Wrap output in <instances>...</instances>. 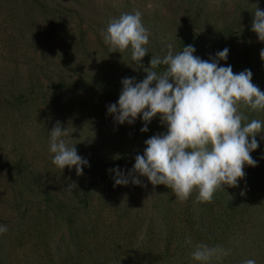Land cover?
<instances>
[{
  "label": "rangeland",
  "instance_id": "1",
  "mask_svg": "<svg viewBox=\"0 0 264 264\" xmlns=\"http://www.w3.org/2000/svg\"><path fill=\"white\" fill-rule=\"evenodd\" d=\"M39 3L42 7L32 0H0V225L7 226L0 235V264H91L97 261L92 247L106 239L135 250L133 259L164 238L162 226L185 223L195 208V193L181 204L171 189L153 186L146 177H139L143 186L115 185L110 170L127 174L135 156L143 154L144 141L166 127L157 116L142 133L139 117L131 125L117 124L107 112L119 98L122 79L139 82L146 73L130 51L109 53L101 30L111 18L139 10L151 33L144 68L153 55L163 57L168 44L174 52L192 45L204 60L227 48L219 66L231 65L234 73L250 70L252 83L264 92L259 55L264 42L251 31L255 4L264 10V0ZM249 118L264 120V112ZM57 121L70 131L69 146L75 144L88 161L80 176L75 167L60 172L51 162L49 131ZM256 140L259 146L250 155L257 165L244 167L237 187L225 186L232 217L210 224L209 240L200 237L231 249L210 264L247 259L264 264V133ZM71 182L78 187L69 192ZM221 208L211 206L210 215ZM133 262L147 264L144 258Z\"/></svg>",
  "mask_w": 264,
  "mask_h": 264
},
{
  "label": "clouds",
  "instance_id": "2",
  "mask_svg": "<svg viewBox=\"0 0 264 264\" xmlns=\"http://www.w3.org/2000/svg\"><path fill=\"white\" fill-rule=\"evenodd\" d=\"M252 16L251 31L264 42V10L255 4ZM100 35L109 53L130 51L131 60L146 73L139 82L135 77L122 79L119 98L107 112L117 124L131 125L139 117L142 133L157 116L166 127L165 133L144 141L143 154L135 156L127 174L118 168L110 170L115 173V185L143 186L139 177H146L153 186L171 189L181 204L194 193V204L211 203L225 186L237 187L245 176L244 167L257 165L250 154L259 146L257 134L264 133V120L249 118L250 113L264 112V92L252 83V72L234 73L231 65L219 66V61L227 59V48L217 52L215 59L204 60L194 55L192 45L174 52L171 44L163 57L153 55L144 68L141 60L149 53L151 33L139 10L111 18ZM259 55L264 60V49ZM161 66L163 71H157ZM69 136V129L59 121L51 128V162L60 172L66 166L75 167L80 176L88 161L78 154L75 144L69 146ZM77 187L71 182L66 190ZM6 232L7 226L0 225V235ZM185 244L193 248L190 258L199 264L220 261L231 252L221 245L193 244L191 237ZM243 264L256 261L247 259Z\"/></svg>",
  "mask_w": 264,
  "mask_h": 264
},
{
  "label": "trees",
  "instance_id": "3",
  "mask_svg": "<svg viewBox=\"0 0 264 264\" xmlns=\"http://www.w3.org/2000/svg\"><path fill=\"white\" fill-rule=\"evenodd\" d=\"M37 6L40 5L39 0H32ZM227 189L218 191L214 194L211 203L196 204L192 211H188L185 216V223L176 225L165 224L161 229L162 237L152 242L143 251L135 254L133 259L129 257L134 255V251L127 248L125 243L114 245V242L108 243L103 240L99 245L96 243L92 247L91 252H94L97 261H92L91 264H134L141 258L147 261V264H190L191 258L189 254L193 248L185 244L188 237L192 238L193 244L200 243V237L210 239L212 236V229L210 224L215 225L216 222L224 224L230 216L232 217L230 200L228 198ZM222 205V212L210 215L211 206ZM205 211V209H207ZM208 213L210 217L205 216ZM226 225V224H225ZM199 226V227H197ZM157 235H155L156 237ZM228 262V260L226 259ZM225 261H223L224 263Z\"/></svg>",
  "mask_w": 264,
  "mask_h": 264
}]
</instances>
